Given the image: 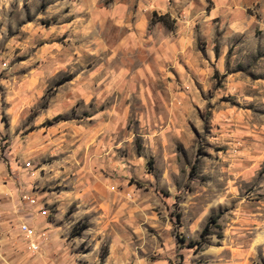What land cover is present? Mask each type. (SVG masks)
Masks as SVG:
<instances>
[{"label":"rangeland","instance_id":"obj_1","mask_svg":"<svg viewBox=\"0 0 264 264\" xmlns=\"http://www.w3.org/2000/svg\"><path fill=\"white\" fill-rule=\"evenodd\" d=\"M112 1L0 0V264H264V0Z\"/></svg>","mask_w":264,"mask_h":264},{"label":"crops","instance_id":"obj_2","mask_svg":"<svg viewBox=\"0 0 264 264\" xmlns=\"http://www.w3.org/2000/svg\"><path fill=\"white\" fill-rule=\"evenodd\" d=\"M215 3L218 2H224L225 0H214ZM121 3V0H113L110 5L112 7H110L108 10H110L109 15H111L112 17H116L119 18L120 17V9L123 8V5ZM126 2V1H125ZM147 5L145 6V15L148 14H153V13H157L158 15H164L165 13H167L169 11L168 8V0H146ZM118 4V5H117ZM113 5L115 6L113 8ZM107 10V12H108Z\"/></svg>","mask_w":264,"mask_h":264},{"label":"built area","instance_id":"obj_3","mask_svg":"<svg viewBox=\"0 0 264 264\" xmlns=\"http://www.w3.org/2000/svg\"><path fill=\"white\" fill-rule=\"evenodd\" d=\"M19 230L28 242V250L37 254L40 251V245L43 243L45 232L37 231L34 226L27 222H22L19 225Z\"/></svg>","mask_w":264,"mask_h":264},{"label":"trees","instance_id":"obj_4","mask_svg":"<svg viewBox=\"0 0 264 264\" xmlns=\"http://www.w3.org/2000/svg\"><path fill=\"white\" fill-rule=\"evenodd\" d=\"M162 18H163V16H159V17H158V19H160V20H161ZM218 217H219L218 214H216V215H211V216L209 217V219L207 220V222H206V224H205V226H204L203 233H205V234H209V233H210V232H208V230H209L210 227H213V226L216 225Z\"/></svg>","mask_w":264,"mask_h":264}]
</instances>
